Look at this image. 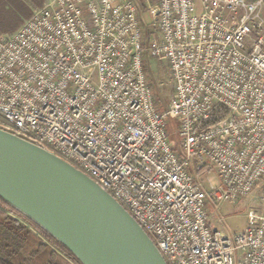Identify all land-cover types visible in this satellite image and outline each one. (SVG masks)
<instances>
[{
    "label": "built area",
    "instance_id": "1",
    "mask_svg": "<svg viewBox=\"0 0 264 264\" xmlns=\"http://www.w3.org/2000/svg\"><path fill=\"white\" fill-rule=\"evenodd\" d=\"M263 7L53 0L0 35V130L96 184L165 264H264ZM151 60L172 81L165 108ZM246 199L242 232L211 227V211Z\"/></svg>",
    "mask_w": 264,
    "mask_h": 264
},
{
    "label": "water",
    "instance_id": "2",
    "mask_svg": "<svg viewBox=\"0 0 264 264\" xmlns=\"http://www.w3.org/2000/svg\"><path fill=\"white\" fill-rule=\"evenodd\" d=\"M0 199L80 264H165L129 214L49 152L0 130Z\"/></svg>",
    "mask_w": 264,
    "mask_h": 264
},
{
    "label": "trees",
    "instance_id": "3",
    "mask_svg": "<svg viewBox=\"0 0 264 264\" xmlns=\"http://www.w3.org/2000/svg\"><path fill=\"white\" fill-rule=\"evenodd\" d=\"M30 16L21 0H0V32L11 33ZM75 264L78 260L46 231L0 199V264Z\"/></svg>",
    "mask_w": 264,
    "mask_h": 264
},
{
    "label": "rangeland",
    "instance_id": "4",
    "mask_svg": "<svg viewBox=\"0 0 264 264\" xmlns=\"http://www.w3.org/2000/svg\"><path fill=\"white\" fill-rule=\"evenodd\" d=\"M21 1L29 9L31 16L34 11L43 8L45 5L49 4L53 0ZM136 1L141 5V7H143L146 3V0ZM147 2L151 3V0H147ZM144 17L145 19H147L146 15H144ZM262 17L264 19V7L262 11ZM25 19H23V21ZM2 34L4 33L0 32V35ZM146 72L149 84L151 85L155 94L157 106L160 108H165L168 105L173 92L172 81L169 77L166 64L164 62L160 63L156 60H151L150 63L147 65ZM167 125L169 129H171V131H173V129L175 128V122L173 120L168 121ZM210 180L212 183L215 184L216 180L214 179L213 174H210ZM255 197L256 196H254L253 198ZM250 207L251 199H246L245 201L236 203H222L215 211H211L209 213V219H212V222H210L211 227L226 234H237L242 232L246 226V214Z\"/></svg>",
    "mask_w": 264,
    "mask_h": 264
},
{
    "label": "crops",
    "instance_id": "5",
    "mask_svg": "<svg viewBox=\"0 0 264 264\" xmlns=\"http://www.w3.org/2000/svg\"><path fill=\"white\" fill-rule=\"evenodd\" d=\"M26 20V19H25ZM24 20V21H25ZM23 21V22H24ZM15 32V31H14ZM13 33V32H12ZM6 34H10V33H6ZM210 222H212V219L210 218ZM211 224V223H210ZM61 257L66 261V262H68L69 264H75V263H73L71 260H69L67 257H65V256H63V255H61Z\"/></svg>",
    "mask_w": 264,
    "mask_h": 264
}]
</instances>
